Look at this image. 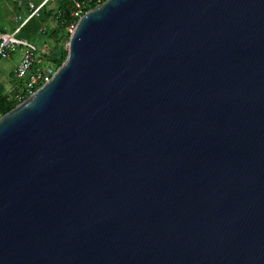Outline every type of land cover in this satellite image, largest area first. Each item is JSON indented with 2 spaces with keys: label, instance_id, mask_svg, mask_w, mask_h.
Masks as SVG:
<instances>
[{
  "label": "water",
  "instance_id": "95a60500",
  "mask_svg": "<svg viewBox=\"0 0 264 264\" xmlns=\"http://www.w3.org/2000/svg\"><path fill=\"white\" fill-rule=\"evenodd\" d=\"M0 264H264V0H105L0 118Z\"/></svg>",
  "mask_w": 264,
  "mask_h": 264
},
{
  "label": "rangeland",
  "instance_id": "374dc122",
  "mask_svg": "<svg viewBox=\"0 0 264 264\" xmlns=\"http://www.w3.org/2000/svg\"><path fill=\"white\" fill-rule=\"evenodd\" d=\"M32 3L44 6L40 14L26 22L32 13ZM59 14L60 4L57 0H0V29L12 31L22 27L23 37L36 43L44 61L54 65L53 58L59 57L63 50V43H57L53 37V32L59 27ZM13 58H19V55ZM13 58L0 60V92L5 94L11 93L15 87L12 79L15 69Z\"/></svg>",
  "mask_w": 264,
  "mask_h": 264
},
{
  "label": "built area",
  "instance_id": "2783aa9c",
  "mask_svg": "<svg viewBox=\"0 0 264 264\" xmlns=\"http://www.w3.org/2000/svg\"><path fill=\"white\" fill-rule=\"evenodd\" d=\"M100 0H77L76 10L73 17L80 18L84 15L87 9H90L93 4H97ZM44 4L37 6L31 4L32 13L26 20L40 14ZM76 23L67 27L71 34L75 28ZM22 27L16 28L12 31L0 29V60H11L14 56L20 55V60L13 71V78L16 80H24V84L13 94L18 104L32 95L40 86L51 80L56 69L54 65H49L44 61L39 49L31 40L24 38L21 34ZM12 93V91H11ZM10 93V94H11ZM0 112V118L2 117Z\"/></svg>",
  "mask_w": 264,
  "mask_h": 264
},
{
  "label": "trees",
  "instance_id": "16d2710c",
  "mask_svg": "<svg viewBox=\"0 0 264 264\" xmlns=\"http://www.w3.org/2000/svg\"><path fill=\"white\" fill-rule=\"evenodd\" d=\"M57 1L60 4V14L58 16L59 27L53 32V37L55 38L57 43L59 44L63 43V50L59 57L53 58V63L56 70L62 65L68 54V41H69L70 33L68 32L67 27L73 25L74 23H77L78 21V18L73 17V14L76 10L77 0H57ZM104 1L105 0H102L99 1L97 4L96 3L93 4L91 8H94L95 6L101 4ZM88 10L89 9H87L85 12H87ZM12 79H13V74H12ZM13 81L15 83V87L11 94L10 93L5 94L2 91L0 92V112L2 114H6L7 112H9L18 105V102L15 99H13V94L17 93V91L22 87V85L24 84V80L13 79ZM9 96L12 98H9Z\"/></svg>",
  "mask_w": 264,
  "mask_h": 264
},
{
  "label": "crops",
  "instance_id": "0c3cea01",
  "mask_svg": "<svg viewBox=\"0 0 264 264\" xmlns=\"http://www.w3.org/2000/svg\"><path fill=\"white\" fill-rule=\"evenodd\" d=\"M14 60H12V62L14 63L13 65L16 67V65L18 64L19 60H20V55L19 58H13Z\"/></svg>",
  "mask_w": 264,
  "mask_h": 264
}]
</instances>
